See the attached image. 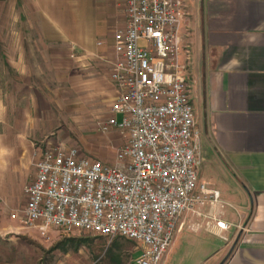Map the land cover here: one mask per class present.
I'll return each instance as SVG.
<instances>
[{
	"label": "built area",
	"instance_id": "2783aa9c",
	"mask_svg": "<svg viewBox=\"0 0 264 264\" xmlns=\"http://www.w3.org/2000/svg\"><path fill=\"white\" fill-rule=\"evenodd\" d=\"M187 15L186 0H126L124 26L112 35L116 95L99 123L124 143L112 163L62 145L46 149L25 187L24 229L123 238L138 247L131 264H161L181 217L221 201L218 190L199 184L191 51L181 34Z\"/></svg>",
	"mask_w": 264,
	"mask_h": 264
},
{
	"label": "crops",
	"instance_id": "0c3cea01",
	"mask_svg": "<svg viewBox=\"0 0 264 264\" xmlns=\"http://www.w3.org/2000/svg\"><path fill=\"white\" fill-rule=\"evenodd\" d=\"M13 1L0 0V27L7 4ZM30 1L45 4L40 5L42 21L55 18L63 27L70 20L67 4L80 7L88 2L101 20L93 23L101 36L108 29L122 28L125 22L126 0ZM186 1L188 15L181 34L191 51L186 75L203 154L199 184L218 190L227 204L233 203L231 192L241 195L247 210L243 229L238 231L217 226L216 222L230 224L229 205L219 208L223 216L218 221L208 219L212 208L206 212L207 204L185 213L161 264H264V0ZM41 25L44 39L51 40L47 20ZM56 41L54 47L44 50L43 66H53L54 53H66L81 68L78 76H85L84 83L95 82V70L86 61L92 55L70 54V37L65 33ZM78 43L88 45L85 40ZM110 50L108 63L115 56L112 46ZM6 61L22 71L27 66L21 58ZM3 99L0 90V165L12 155L27 154L32 161L37 151L27 133L13 129L19 127V118ZM16 247L15 237L0 236V264H16Z\"/></svg>",
	"mask_w": 264,
	"mask_h": 264
},
{
	"label": "rangeland",
	"instance_id": "374dc122",
	"mask_svg": "<svg viewBox=\"0 0 264 264\" xmlns=\"http://www.w3.org/2000/svg\"><path fill=\"white\" fill-rule=\"evenodd\" d=\"M40 5L44 7L45 4L14 0L7 4L0 27V90L3 101L19 118V127L13 129L27 133V139L38 154L32 161L27 154L1 160L0 236L15 237L16 264H131L138 252L133 241L119 237L109 240L79 231L67 235L50 232L43 237L23 228L21 211L26 200L25 187L34 176L36 161L46 149L62 145L75 148L82 155L112 163L116 150L124 143L117 130L101 132L99 129V123L111 115L110 105L116 93L110 80L111 61L108 63L106 55L111 51L115 28L108 29L104 36L98 35L93 23L97 25L101 20L94 16L88 2L80 5L82 9L76 3H69L70 20L67 25L61 26L55 18L46 19L51 37L46 41L40 31L41 24L46 21L40 19L44 11ZM47 11L49 13L50 10ZM75 22L79 27L74 25ZM61 33L70 37V54L92 55L86 61L95 70V82L84 83L85 76H78L81 68L66 53H54L51 57L53 66H43L44 50L48 46L54 47ZM81 40L88 45L79 44ZM19 58L27 61L23 71L6 61ZM69 61L70 65H67ZM201 157L203 159L202 148ZM231 195L234 197L232 204H227L221 197L219 203L207 204L209 209L206 212L212 208L208 219L218 221L223 216L219 208L229 205L231 220L230 224L225 223L227 228L242 230L246 203L241 195L233 192ZM9 256L12 257L13 253Z\"/></svg>",
	"mask_w": 264,
	"mask_h": 264
}]
</instances>
